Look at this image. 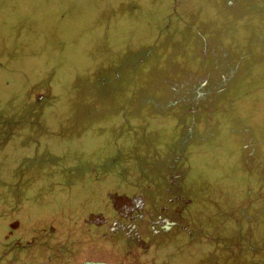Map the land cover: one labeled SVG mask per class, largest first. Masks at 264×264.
I'll list each match as a JSON object with an SVG mask.
<instances>
[{
  "label": "rangeland",
  "instance_id": "374dc122",
  "mask_svg": "<svg viewBox=\"0 0 264 264\" xmlns=\"http://www.w3.org/2000/svg\"><path fill=\"white\" fill-rule=\"evenodd\" d=\"M96 56L92 67L83 66V84L91 82L96 71L107 75L106 83L82 94L74 96L79 81L63 80V94L56 88L58 94L38 93L37 99L24 102L2 84L7 75L17 74L14 80L22 73L38 78L66 59L90 63ZM117 71L122 79L112 81L109 75ZM202 80L201 85L194 82ZM122 90L131 95V103L117 95ZM2 95L4 183L18 186L16 177L25 173V167L19 171L24 163L12 171L4 166L9 132L21 128L26 138L41 136L56 117L67 123L61 129L65 135L76 136L106 123L121 102L150 104L168 116L171 129L183 131L190 145H196L194 161L205 168V179L213 175L215 186L193 189L188 170L195 163L177 162L170 169L175 156L163 175L152 180L167 183L177 174L184 195L198 203L210 196L226 199V213L235 218L240 208L251 205L243 219L245 228L219 232V242L228 240L230 249L243 252L244 259L233 264H264V0H0Z\"/></svg>",
  "mask_w": 264,
  "mask_h": 264
},
{
  "label": "trees",
  "instance_id": "16d2710c",
  "mask_svg": "<svg viewBox=\"0 0 264 264\" xmlns=\"http://www.w3.org/2000/svg\"><path fill=\"white\" fill-rule=\"evenodd\" d=\"M166 8V5L162 4L161 13L165 14ZM168 12L171 13L170 10ZM164 27V31L169 28ZM70 60L66 59L56 70L49 69L48 73L43 76L41 74L38 78L22 73L14 80L13 75L17 74L7 75L2 84L7 92H14L18 99L29 102V99H37L38 93L55 92L56 88L63 94V84L60 85L63 80L79 81V85H75L77 92L74 96L77 93L82 94L86 88L97 89L106 83L104 80L107 75H100L96 71L91 82L87 83V80V86L83 84V66L92 67L94 62H97V56L94 61L90 59V63ZM109 78L112 81L121 80L122 73L113 72ZM194 82L201 85L203 80ZM31 91H35L36 95L31 94ZM117 95L127 98L128 102L129 98H132L131 95H125L123 90L118 91ZM0 100L4 101L6 97L0 96ZM128 102L119 103L118 111L106 123L84 130L76 136L65 135L61 129L66 128L67 123L59 122L61 120L56 117L49 121L46 134L41 136L26 138L21 128L15 134L9 132L5 142L8 161L3 165L12 171L17 170L19 163H24L19 171L25 167V173L16 177L18 186L4 183L3 174H0L3 178L0 179V193H5L0 196V233L7 220L21 219L28 223L32 218L41 217L44 222H50L85 210L100 179H104L105 187L111 188L114 186V177L144 178L149 181L158 175L162 176L166 171L164 166L171 156H175L176 163H195L193 170H188V175H192L193 189L204 191L215 186L212 182L213 175L207 174L205 179V168L194 161L196 145H190L191 141L183 137V131H178L176 127L170 128L168 116H161L158 111H153L150 104L135 106ZM113 157L114 163L107 164ZM11 186L14 187L10 188ZM227 201L210 196L200 202L198 208L212 228L219 225L220 233L243 230V219L246 213L250 212L251 205L246 204L240 208L239 218H235L226 213Z\"/></svg>",
  "mask_w": 264,
  "mask_h": 264
},
{
  "label": "flooded vegetation",
  "instance_id": "af4514ba",
  "mask_svg": "<svg viewBox=\"0 0 264 264\" xmlns=\"http://www.w3.org/2000/svg\"><path fill=\"white\" fill-rule=\"evenodd\" d=\"M113 179L111 188L100 179L86 209L72 216L8 222L0 233V264H233L244 259L243 252L219 242V227L212 228L199 203L184 195L179 175L167 183ZM253 252L252 246L248 257Z\"/></svg>",
  "mask_w": 264,
  "mask_h": 264
},
{
  "label": "water",
  "instance_id": "95a60500",
  "mask_svg": "<svg viewBox=\"0 0 264 264\" xmlns=\"http://www.w3.org/2000/svg\"><path fill=\"white\" fill-rule=\"evenodd\" d=\"M41 99H42V96H40V98L38 99V101L41 100ZM16 224H17V222H15V223H13L12 225H10V227H11V228H14V227L16 226Z\"/></svg>",
  "mask_w": 264,
  "mask_h": 264
}]
</instances>
